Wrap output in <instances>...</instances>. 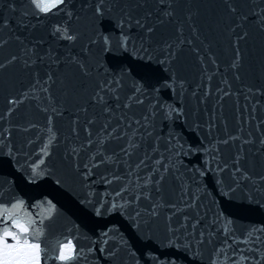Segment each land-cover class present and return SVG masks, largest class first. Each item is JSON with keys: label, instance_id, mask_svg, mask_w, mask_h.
<instances>
[{"label": "snow or ice", "instance_id": "6c2138e0", "mask_svg": "<svg viewBox=\"0 0 264 264\" xmlns=\"http://www.w3.org/2000/svg\"><path fill=\"white\" fill-rule=\"evenodd\" d=\"M201 4L0 0V82L7 93L0 157L10 158L27 184L50 188L26 207L27 201L7 198L10 189L0 187V264H264V226L237 235L229 228L232 213L217 199L239 196L264 208V198L257 199L264 174L254 177L243 166V147L224 158L220 146L239 137L214 135V115L199 120L211 88L203 77L194 86L184 72L187 54L204 66L205 49L211 50L205 24L209 34L219 28L229 38V68L237 80L241 43L253 31L262 38L264 64V0L213 2L205 24ZM209 59L216 64L214 56ZM207 79L210 84L212 76ZM247 91L264 95V89ZM189 98L196 111H190ZM25 104L44 114L42 125L11 122ZM67 115L74 118L65 135L59 122ZM256 131V154H264L261 122ZM14 133L25 135L23 144ZM248 137L243 144L257 142L251 132ZM209 178L215 192L208 189ZM73 208L81 223L119 216L142 247L117 224L89 236L68 215ZM58 220L67 233L62 239L52 238Z\"/></svg>", "mask_w": 264, "mask_h": 264}]
</instances>
